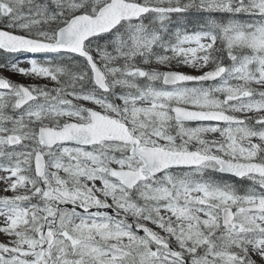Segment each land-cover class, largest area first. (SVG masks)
<instances>
[{
  "label": "snow or ice",
  "instance_id": "snow-or-ice-1",
  "mask_svg": "<svg viewBox=\"0 0 264 264\" xmlns=\"http://www.w3.org/2000/svg\"><path fill=\"white\" fill-rule=\"evenodd\" d=\"M0 264H264V0H0Z\"/></svg>",
  "mask_w": 264,
  "mask_h": 264
},
{
  "label": "rangeland",
  "instance_id": "rangeland-1",
  "mask_svg": "<svg viewBox=\"0 0 264 264\" xmlns=\"http://www.w3.org/2000/svg\"><path fill=\"white\" fill-rule=\"evenodd\" d=\"M21 59L23 60L24 58L22 57Z\"/></svg>",
  "mask_w": 264,
  "mask_h": 264
}]
</instances>
